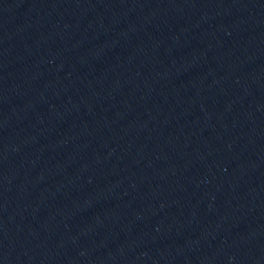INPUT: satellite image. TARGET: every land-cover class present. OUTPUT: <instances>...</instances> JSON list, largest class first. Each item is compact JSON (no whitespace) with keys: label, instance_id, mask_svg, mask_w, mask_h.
I'll use <instances>...</instances> for the list:
<instances>
[{"label":"water","instance_id":"water-1","mask_svg":"<svg viewBox=\"0 0 264 264\" xmlns=\"http://www.w3.org/2000/svg\"><path fill=\"white\" fill-rule=\"evenodd\" d=\"M0 264H264V0H0Z\"/></svg>","mask_w":264,"mask_h":264}]
</instances>
